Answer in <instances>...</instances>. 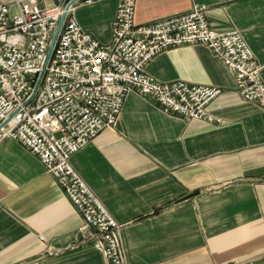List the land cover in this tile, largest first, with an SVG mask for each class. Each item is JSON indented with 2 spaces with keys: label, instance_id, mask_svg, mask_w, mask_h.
I'll use <instances>...</instances> for the list:
<instances>
[{
  "label": "crops",
  "instance_id": "crops-1",
  "mask_svg": "<svg viewBox=\"0 0 264 264\" xmlns=\"http://www.w3.org/2000/svg\"><path fill=\"white\" fill-rule=\"evenodd\" d=\"M11 3L12 0H0ZM69 0H38L53 5ZM118 0L76 3L80 26L109 41ZM204 4L215 29H238L262 66L264 0H136L138 24ZM158 81L220 87L185 120L132 90L115 126L71 157L121 224L128 264H264V109L206 45L174 46L146 66ZM79 212L44 164L17 140L0 141V264H107L81 238Z\"/></svg>",
  "mask_w": 264,
  "mask_h": 264
},
{
  "label": "built area",
  "instance_id": "built-area-1",
  "mask_svg": "<svg viewBox=\"0 0 264 264\" xmlns=\"http://www.w3.org/2000/svg\"><path fill=\"white\" fill-rule=\"evenodd\" d=\"M77 2L0 1V141L17 140L34 153L83 218L82 240L100 250L107 264H128L123 224L74 169L72 155L103 128L116 125L132 90L153 99L166 114L220 121L207 110L220 87L158 81L147 72L162 51L206 45L234 73L240 96L264 109L262 66L238 29L209 24L204 4L138 24L136 0H118L111 39L104 42L80 26Z\"/></svg>",
  "mask_w": 264,
  "mask_h": 264
},
{
  "label": "water",
  "instance_id": "water-1",
  "mask_svg": "<svg viewBox=\"0 0 264 264\" xmlns=\"http://www.w3.org/2000/svg\"><path fill=\"white\" fill-rule=\"evenodd\" d=\"M77 1H79V0H70V3H69V5L70 4H72V3H74V2H77ZM62 23V21L60 22V24ZM60 27V26H59ZM59 27H58V31L56 32V35H55V37H54V39L52 40V42H51V47H50V50H49V53L52 51V49H53V47H54V42H55V39H56V36H57V34H58V32H59Z\"/></svg>",
  "mask_w": 264,
  "mask_h": 264
}]
</instances>
